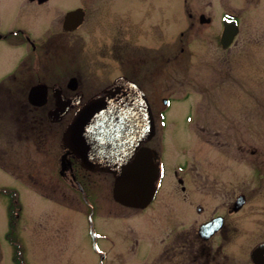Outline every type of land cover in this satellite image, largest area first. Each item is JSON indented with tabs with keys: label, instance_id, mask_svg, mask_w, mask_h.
<instances>
[{
	"label": "flooded vegetation",
	"instance_id": "1",
	"mask_svg": "<svg viewBox=\"0 0 264 264\" xmlns=\"http://www.w3.org/2000/svg\"><path fill=\"white\" fill-rule=\"evenodd\" d=\"M110 1L96 0L94 4L81 1L62 12V6L54 4V0H0V44H4L5 55L12 57L7 66L0 61V94L10 95L15 99L11 106H15V96L29 93L33 86L41 84L47 100L34 109L44 110L47 115V111L65 100L73 104V115L93 95L118 77H125L140 87L151 108L158 98L161 104L167 100L168 106L178 99H193L198 121L203 110L214 116L203 123L190 116L193 141L176 152L175 159L180 160L171 165L162 157V135L155 134L141 144L151 150L153 163L160 170L156 193L140 207L114 200L115 205L109 204L112 208L106 221L114 217L122 222L118 234L124 242V251L121 247L111 253L98 244L97 238L96 250L90 237L95 264H264V113L254 107L245 114L238 106L239 96L235 98L239 100L235 110L228 112L215 96L216 92L225 96L227 91L255 95L257 78L253 71L248 72V67L264 37L261 42L259 38L240 39L243 16L236 8L215 12L210 2L200 5L194 0H185V26L174 31L169 41L156 21L161 16L162 26V6L156 4L157 0H144L149 2L147 15L153 21L141 23L124 12L116 18L111 15L106 27H96L103 24L98 20V3ZM45 6L60 12L42 36L32 37L20 26L22 17H39L38 9ZM1 8L10 9V15H2ZM73 11L79 13L74 18L78 24L74 29L67 21V14ZM3 24L9 27L5 31ZM120 29H125V39H121ZM87 30L95 34L91 39H97L92 53H88ZM135 30L137 34L133 35ZM150 31L156 34L153 33L151 43L145 41L137 47L126 44L132 35L138 43L141 37L149 40ZM72 34H75L73 41L67 38ZM154 38L161 39L158 42L165 38L167 48L157 45ZM71 46L79 47V59L73 63L75 68L69 67L74 75L67 79L68 67L61 56ZM88 62L109 76L113 74L112 78L96 85L92 79L97 75L89 73L94 67L84 66ZM43 63L48 69H42ZM72 78H76L75 82ZM78 93L82 94L80 100ZM86 93L91 94L89 98H85ZM163 93L167 96H153ZM9 147L11 150L13 144ZM68 160L71 179L93 212L96 197L88 190H94L96 184L86 179L107 175L113 185L114 178L111 174L83 169L73 154ZM14 234L10 227L5 231L12 264ZM108 234L104 233V240ZM2 254L0 245V264Z\"/></svg>",
	"mask_w": 264,
	"mask_h": 264
},
{
	"label": "rangeland",
	"instance_id": "2",
	"mask_svg": "<svg viewBox=\"0 0 264 264\" xmlns=\"http://www.w3.org/2000/svg\"><path fill=\"white\" fill-rule=\"evenodd\" d=\"M81 1H86L89 4L96 2V0H54V4L61 5V11L64 12L68 8L81 3ZM194 1L200 5L210 2L215 12L236 8L237 13L243 16V30L240 34V39L259 38L260 42L263 39L264 0ZM156 4L162 6V26L160 25L161 16H157L156 21L159 22L160 27H163L166 40L169 41L174 31L183 29L185 26V15L183 13L185 11V0H157ZM148 5L149 2L144 0L99 2L100 12L98 20L103 22V24L96 27H106V20L109 21L111 15L116 18L118 14H123L124 12L130 19L141 23L153 21V18L147 15ZM31 9L36 10L35 8ZM38 10H40L39 17L37 15H24L22 17L23 24L20 25L32 37L42 36L52 18L60 12L46 6ZM1 14L10 15V9L1 8ZM166 26L167 29H165ZM148 27L150 28L149 25ZM7 28H9L8 25L3 24L2 31L7 30ZM138 31L141 33V30ZM124 32L125 29L119 30L122 35L121 39L126 38ZM153 33V31H150L148 34L149 37L147 38L149 40L141 37V42L138 43L135 42L136 40L133 36L137 34L135 30L132 32L133 35L129 36L132 40L128 39L126 44H131V47H137L143 45L141 43L145 41L151 43ZM85 35L88 37L87 48L90 49L88 53H92L96 38H91L95 34L91 30H87ZM67 38H71L73 41L75 40V34L69 35ZM154 39L157 41V45L163 46L164 49L167 48L165 38H163V42H158L161 40L159 38ZM153 44L154 42H152ZM2 45L4 44H0V61L4 66H7L10 64L12 57L5 55ZM79 50L78 46H71L69 49L67 48L65 55L61 56L62 61L68 67L67 79L74 75L69 67L75 68L73 63L76 59H79ZM84 66L93 68L94 63L88 62ZM250 66L248 67V72L253 71L254 77L257 78V88H254L256 90L255 95L251 92L236 95L227 91L225 96L218 92L215 93V96L219 98L218 102H222L221 106L226 111L233 112L235 110V103L238 100H235V98L239 96L238 106L242 108L245 114L254 107L264 113V42L260 43L256 49V54L254 59H251ZM45 68L48 69V66L43 63L42 69ZM25 71H27L26 68L24 69ZM89 73L97 75L95 77L92 76L93 83L96 85H101L104 79H110L113 76V74L109 76L106 72H101L98 67H94V70ZM19 81L21 83L22 78ZM90 95V93H86L85 97ZM153 96L158 98L159 96H167V94H153ZM15 97L17 103L15 107H12L10 104L15 99L11 98L10 95L0 94V166L3 168L0 171V186L17 188L19 192L20 216L16 231H18V237L25 246L23 251L24 261L26 262L27 260L28 264L97 263L96 256L91 248L90 216L98 244L104 249H108L111 253L118 252L124 246V242L118 234V225L122 227V222H119L114 217L110 221H106L112 208L109 204H114L111 195L112 178L107 175H94L86 179V181H92L96 184L94 190H88L96 197V200H93V212H90L83 204L81 195L69 177L64 179L59 175V144H61V135L66 120L70 118H67L62 123L52 124L48 121L44 110L33 109L26 103L25 93ZM159 101L160 98L156 100L152 107L154 115L155 117L158 116V119L160 112L164 110L161 118L163 126L158 129L157 135L161 136L162 134V157L167 164L171 165L173 162L180 160V158L175 159L176 152L186 149L187 145L193 141L191 136L193 129L189 122L190 116H194L196 122L203 123L204 119H213L214 114L203 110V114L199 115L201 121H198L196 119L197 109L194 107L193 99H178L168 109H165V106ZM201 102H205V100L201 99ZM216 117L219 118V116ZM262 133H264V130ZM6 140H12V142L7 144ZM10 144H13L11 150ZM5 170L7 171L5 172ZM97 184H100L99 188ZM7 206L6 197H0V245L4 253L2 254V264H12L10 248L5 240V231L8 228ZM103 232L109 233L106 235L108 236L107 240H104ZM132 235L136 236L135 234ZM137 235L139 234L137 233ZM110 236L112 237L111 241H109ZM121 251H124V247Z\"/></svg>",
	"mask_w": 264,
	"mask_h": 264
},
{
	"label": "water",
	"instance_id": "3",
	"mask_svg": "<svg viewBox=\"0 0 264 264\" xmlns=\"http://www.w3.org/2000/svg\"><path fill=\"white\" fill-rule=\"evenodd\" d=\"M67 108L52 111L50 118L59 120L57 115L62 116ZM153 134L144 95L129 81L119 79L78 110L63 140L85 168L114 174L117 201L138 207L152 198L156 172L147 150L138 152L134 161L131 157L140 142Z\"/></svg>",
	"mask_w": 264,
	"mask_h": 264
},
{
	"label": "trees",
	"instance_id": "4",
	"mask_svg": "<svg viewBox=\"0 0 264 264\" xmlns=\"http://www.w3.org/2000/svg\"><path fill=\"white\" fill-rule=\"evenodd\" d=\"M18 264H21L20 260L18 261Z\"/></svg>",
	"mask_w": 264,
	"mask_h": 264
}]
</instances>
